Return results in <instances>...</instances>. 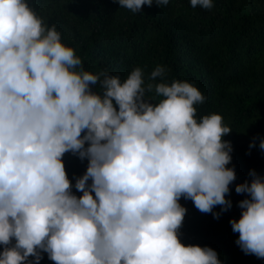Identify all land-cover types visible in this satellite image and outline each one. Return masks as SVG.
<instances>
[{"label": "clouds", "instance_id": "obj_1", "mask_svg": "<svg viewBox=\"0 0 264 264\" xmlns=\"http://www.w3.org/2000/svg\"><path fill=\"white\" fill-rule=\"evenodd\" d=\"M113 2L140 13L169 0ZM164 73L157 66L150 79ZM153 87L164 98L156 104L145 98ZM204 100L188 82L145 87L139 67L124 82L84 71L26 0H0V264H40L42 253L55 264H221L212 248L179 239L181 198L216 219L214 207L232 206L233 149L222 140L232 129L219 114L197 121ZM69 152L88 160L80 197L62 160ZM249 174L235 192L250 198L230 224L240 249L264 259V177Z\"/></svg>", "mask_w": 264, "mask_h": 264}, {"label": "trees", "instance_id": "obj_2", "mask_svg": "<svg viewBox=\"0 0 264 264\" xmlns=\"http://www.w3.org/2000/svg\"><path fill=\"white\" fill-rule=\"evenodd\" d=\"M44 25H53L61 42L74 49L84 71H107L124 82L132 70H143L144 86L174 81L188 82L205 97L195 104L199 120L219 114L223 125L232 131L222 140L230 141L231 163L236 179L230 184L226 199L231 208L218 219L196 209L191 200L181 198L187 209L179 239L185 246L210 247L221 264H264V259L246 255L236 244L230 220H239V201L250 198L237 194V184L252 180L250 171L264 177V0H213L211 9L193 8L190 0H169L160 7L154 2L133 13L113 0H26ZM157 66L165 69L162 77L151 80ZM103 79V77H101ZM93 91L102 94L97 83ZM145 98L159 103L162 96L153 87ZM118 107V106H117ZM250 144H254L250 148ZM87 146V145H86ZM72 193L76 179L87 169L88 160L65 153L62 157ZM91 183V180L88 181ZM94 195V193H93ZM15 241L13 240V244ZM0 245V252L3 251ZM40 264H55L42 253ZM29 260H33L29 257Z\"/></svg>", "mask_w": 264, "mask_h": 264}]
</instances>
